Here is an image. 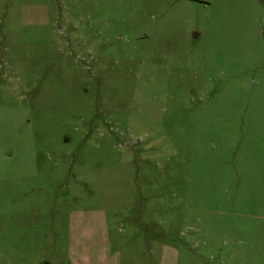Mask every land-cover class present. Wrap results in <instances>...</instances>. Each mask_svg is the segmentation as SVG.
Listing matches in <instances>:
<instances>
[{
  "label": "rangeland",
  "instance_id": "rangeland-1",
  "mask_svg": "<svg viewBox=\"0 0 264 264\" xmlns=\"http://www.w3.org/2000/svg\"><path fill=\"white\" fill-rule=\"evenodd\" d=\"M85 211L93 264H264V0H0V264Z\"/></svg>",
  "mask_w": 264,
  "mask_h": 264
},
{
  "label": "crops",
  "instance_id": "crops-1",
  "mask_svg": "<svg viewBox=\"0 0 264 264\" xmlns=\"http://www.w3.org/2000/svg\"><path fill=\"white\" fill-rule=\"evenodd\" d=\"M90 211L85 212H74L72 218L74 221L71 223L74 226V229L77 230L81 234V238L73 239L74 249L71 252V249H67V252L72 254L69 258L73 259V263L69 262V264H93V217L88 215ZM93 213V212H90ZM70 218V217H69ZM71 221V218H70ZM71 246V243L69 244ZM114 264H144L146 262L144 259L140 260V257L127 256L126 258L123 255H114L108 257ZM253 256H239L237 257L236 262L238 264H253L254 263ZM137 260V261H136ZM140 260V261H139ZM163 261V260H162ZM174 261V259H173ZM169 262L172 263L169 258ZM177 262V261H176Z\"/></svg>",
  "mask_w": 264,
  "mask_h": 264
},
{
  "label": "trees",
  "instance_id": "trees-1",
  "mask_svg": "<svg viewBox=\"0 0 264 264\" xmlns=\"http://www.w3.org/2000/svg\"><path fill=\"white\" fill-rule=\"evenodd\" d=\"M45 264H49V263H45Z\"/></svg>",
  "mask_w": 264,
  "mask_h": 264
}]
</instances>
